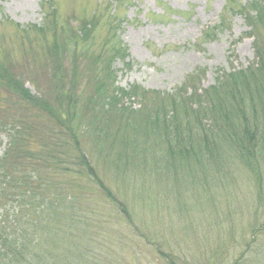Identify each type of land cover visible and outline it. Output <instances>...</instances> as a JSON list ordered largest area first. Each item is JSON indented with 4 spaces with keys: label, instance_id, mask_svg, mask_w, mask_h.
Wrapping results in <instances>:
<instances>
[{
    "label": "rangeland",
    "instance_id": "obj_1",
    "mask_svg": "<svg viewBox=\"0 0 264 264\" xmlns=\"http://www.w3.org/2000/svg\"><path fill=\"white\" fill-rule=\"evenodd\" d=\"M255 1L0 0V62L14 69L35 97L53 101L54 80L66 84L76 80L78 93L87 98L93 73L77 60L80 68L72 75L70 62L79 67L73 58L58 69L45 59L47 51L32 29L43 26L41 6L50 2L58 14L59 32L64 22L71 27L75 20L93 25L87 46L77 43L80 50L86 46L82 50L86 53L78 54L100 53L107 40L125 47L126 59L119 58L112 66L116 87L137 86L148 93L172 95L188 76L199 72L195 88L200 93L215 84L217 74L253 64L254 39L237 10ZM227 6L230 12H225ZM113 11L114 22H109ZM26 29L31 33L25 38ZM209 29H214V37L203 42L202 34ZM5 97L0 92L1 100ZM123 104L136 110L141 106L138 100ZM248 107L246 116L252 123ZM40 119L49 126L47 118ZM227 119L220 121L243 122L240 117ZM255 120L261 131L264 112ZM200 123L211 126L203 119ZM190 129L183 138L193 141L185 139L182 146L193 152L173 163L165 146L155 147L156 137L147 138L145 146L141 137L130 135L134 145L104 150V144L95 146L83 138V150L96 175L126 207L128 216L89 179L51 166L40 169L38 174L44 172L56 185V194L67 188L55 210L62 216V205L73 209L76 226L67 242L78 247L69 251L65 237L60 234L57 239L58 221L51 218L55 237L46 235L40 249L43 258L46 255L50 264H264V149L257 150V158L261 156L257 164L241 159L246 155L228 142L216 149L203 147L199 128L194 124ZM6 144L0 136V158ZM38 148V143L31 144L32 151Z\"/></svg>",
    "mask_w": 264,
    "mask_h": 264
},
{
    "label": "trees",
    "instance_id": "obj_2",
    "mask_svg": "<svg viewBox=\"0 0 264 264\" xmlns=\"http://www.w3.org/2000/svg\"><path fill=\"white\" fill-rule=\"evenodd\" d=\"M253 3L246 2L237 10L250 29L248 36L254 39L253 64L245 70L217 74L215 84L200 93L195 88L199 72H195L172 95L148 93L137 86L128 90L116 87L112 66L115 60L126 59L125 47L120 43L111 45L107 40L100 53L78 54L86 53L82 50L86 49L85 43L92 40L93 25L82 21L73 30L64 22L59 32L56 9L50 2L42 3L45 22L42 27L32 29L47 51L45 59L51 60L60 70L71 58L76 65L79 60L93 76L86 99L84 94L78 93L76 80L68 84L54 80L51 88L54 100L51 101L47 96H33L15 70L0 62V92L6 96L4 101L0 98V136L7 140L0 158V264H50L40 249L49 234L55 237V227H50L51 218L58 221L57 239L60 234L65 237L69 251L78 248L74 242H67L71 240L67 235L76 226L73 209L62 205L61 217L55 210L67 188H61L58 191L61 194H56V185L44 172L38 174L40 169L51 166L89 179L121 214L128 216L126 207L96 175L83 150V138H88L95 146L104 144V150L114 145L121 148L134 145L135 140L130 139V135L141 137L145 146L147 138L156 137L155 147L165 146L171 163L182 162L193 152L182 146L185 139L193 141L189 137L184 139L183 134L189 133L195 124L202 133L203 147L216 149L228 142L246 155H239L241 159L261 160L256 154L260 153L257 150L264 149V126L260 131L254 118L264 112V0ZM226 10L231 11L228 6ZM114 14V11L110 14L109 22H114ZM224 24L222 19L220 26ZM30 30L22 31L25 38L29 37ZM213 33L214 29L206 30L202 34L203 42L214 37ZM116 38L115 32L111 34L113 41ZM78 41L86 45L81 50ZM70 64L74 75L73 71L80 65L77 68L72 61ZM137 100L141 104L139 110L132 109L131 104H123ZM247 107L252 123L246 116ZM238 117L242 123L220 121ZM40 118H47L49 126ZM202 119L210 121L211 126H201ZM33 143H38V150H31ZM172 148H176V152H172Z\"/></svg>",
    "mask_w": 264,
    "mask_h": 264
}]
</instances>
